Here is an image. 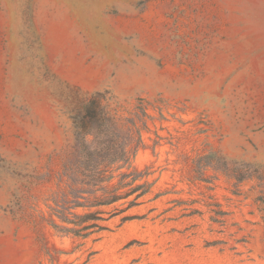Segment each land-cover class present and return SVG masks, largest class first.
Listing matches in <instances>:
<instances>
[{
	"label": "rangeland",
	"instance_id": "374dc122",
	"mask_svg": "<svg viewBox=\"0 0 264 264\" xmlns=\"http://www.w3.org/2000/svg\"><path fill=\"white\" fill-rule=\"evenodd\" d=\"M97 93L152 186L83 239L56 201ZM0 264H264V0H0Z\"/></svg>",
	"mask_w": 264,
	"mask_h": 264
},
{
	"label": "trees",
	"instance_id": "16d2710c",
	"mask_svg": "<svg viewBox=\"0 0 264 264\" xmlns=\"http://www.w3.org/2000/svg\"><path fill=\"white\" fill-rule=\"evenodd\" d=\"M103 100L104 95L100 93L92 95L76 114L79 151L71 166L65 169L68 190L56 201V216L65 225L56 224V230L83 239L107 230L99 224L100 221H108L140 205V199L150 192L152 186L147 181L137 184L143 175L131 170L130 142L123 140L119 148L114 149L113 140L109 138L113 119L103 106ZM94 134L105 138L100 143L103 149L90 147L87 139ZM125 168L127 171L121 172ZM121 201L127 205L126 208L116 210L108 219L91 211L95 207L112 206ZM78 208L88 212L77 214L74 210Z\"/></svg>",
	"mask_w": 264,
	"mask_h": 264
}]
</instances>
